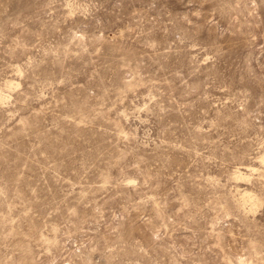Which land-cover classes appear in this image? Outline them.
<instances>
[{
	"label": "rangeland",
	"instance_id": "obj_1",
	"mask_svg": "<svg viewBox=\"0 0 264 264\" xmlns=\"http://www.w3.org/2000/svg\"><path fill=\"white\" fill-rule=\"evenodd\" d=\"M0 90V264H264V0H0Z\"/></svg>",
	"mask_w": 264,
	"mask_h": 264
},
{
	"label": "bare ground",
	"instance_id": "obj_2",
	"mask_svg": "<svg viewBox=\"0 0 264 264\" xmlns=\"http://www.w3.org/2000/svg\"><path fill=\"white\" fill-rule=\"evenodd\" d=\"M7 83H12V81L10 79L6 80ZM4 98H6V95L2 93V91L0 90V102H2L4 100ZM259 163L264 165V154L259 156ZM245 168L251 172L253 171H259V168L251 165V164H246ZM234 177L236 178H243L246 175V172L244 170H241L239 167H237L234 172H233ZM240 193V205L245 206V204L248 201H251V205L249 208H254V205H256V201L253 200L254 195H252L247 189H243L242 191H239Z\"/></svg>",
	"mask_w": 264,
	"mask_h": 264
}]
</instances>
